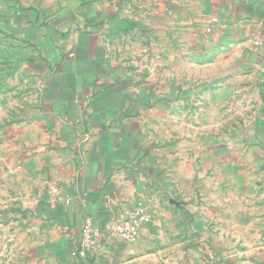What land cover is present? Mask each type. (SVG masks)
Returning a JSON list of instances; mask_svg holds the SVG:
<instances>
[{"label":"crops","instance_id":"1","mask_svg":"<svg viewBox=\"0 0 264 264\" xmlns=\"http://www.w3.org/2000/svg\"><path fill=\"white\" fill-rule=\"evenodd\" d=\"M135 1L79 0L47 8L40 1L9 0L7 4L0 0V12L7 22L39 54L45 107L50 114L46 118L56 119L62 138L55 147L44 146L49 155L56 148L61 156L57 165L52 160L46 177L60 174L64 178L52 180L63 188L62 215H54L57 221L42 223L35 209L17 208L10 215L4 212L16 223L15 242L34 244L42 241L39 232L44 226L53 230L47 240L61 253L45 259L46 264H85L76 252L85 217L92 216L100 226L123 218L140 202L147 203L151 188L170 203L175 184H206L213 188L210 194L237 201L238 210L228 208L227 212L242 219L241 232L264 209L260 205L264 200V0ZM138 10L140 17L136 16ZM214 16L218 22L212 21ZM144 73L157 75V84ZM153 86L174 92L176 101L189 93L190 102L198 99L201 87L205 105L234 104L238 110L235 119L241 122L249 120L244 105L253 104L255 123L248 129L242 127L244 123L238 124L237 141L230 139L232 130L228 140L219 134V130L223 133L220 124L215 129L213 123L223 121L225 112L217 115L219 112L206 107L193 120L200 117L209 124L189 129L187 134L211 138L200 141L203 158L194 160L188 154L181 158L177 147L180 154L167 161L165 140L157 145L143 142L144 130L137 123L140 111L155 99L147 91ZM48 131L46 126L43 133L50 142ZM33 179L35 185L39 183ZM252 191L253 197L248 199ZM35 195L14 200L29 201L24 206L31 208ZM247 201H254L257 209L247 206ZM166 210L158 206L159 225H143L135 242L110 239L90 264H181L174 252L180 249V229L196 233L209 226L203 218L188 226L175 218L168 223L172 216ZM25 214H29L28 221L22 217ZM247 217H252L248 225ZM255 225L254 247L263 248L259 257L264 264V237L259 224ZM151 229L162 233L156 242L149 235ZM245 247L241 256L246 263L252 250Z\"/></svg>","mask_w":264,"mask_h":264},{"label":"rangeland","instance_id":"2","mask_svg":"<svg viewBox=\"0 0 264 264\" xmlns=\"http://www.w3.org/2000/svg\"><path fill=\"white\" fill-rule=\"evenodd\" d=\"M31 1L33 3L44 2L47 4V8H52L56 7L57 3L67 1L77 3L79 0ZM132 2L137 3L135 0H132ZM136 16H141L139 10ZM15 32L12 24L8 23L7 18L0 12V264H44L47 261L45 259H52L53 255L61 253V250H54L51 241L47 240V237L51 238L53 230H47L44 226L42 232H39V235L43 238L42 241H36L34 244L27 241L21 242V240L15 242L16 223H14L12 216L4 215V212L10 215L9 211L17 208H22L25 211L35 209L38 221L46 223L53 218L57 221L54 215H62L65 208V204L60 198L63 188L57 182L52 181L64 178H61L60 174H56L54 178L46 177V172L50 174L52 160L55 159L54 163L57 165L61 156L56 148H53L54 153L49 155L44 146L50 144V146L55 147L61 144L62 138L57 132L60 128L56 124V119L46 118V115L50 114L45 107L40 57L31 42L25 40V38L21 40ZM145 74L148 75L147 77L150 80L154 78V85L157 84V75ZM140 76L143 75L140 74ZM217 84H221V81ZM199 89L197 92L198 99L195 102H190L189 93L176 101L174 100L175 94L172 91H165L154 86L147 90L155 99L140 111L142 116L138 119V128L144 130L143 142L147 141L150 145H157L165 140L167 161L172 162L170 158L180 154H177L178 149L175 151L177 147L181 149V158L187 157V154L192 156L191 158L194 160L203 158V154L199 151L204 144H201L200 141L204 142L206 138H211H193L187 134L190 131L189 129L195 127L198 129L205 128V125L209 124L200 117L193 120V116L200 115L206 110V107L214 113L219 112L217 115L225 112V119L214 121V127L217 129L220 124L223 133L222 130H219V134H225V137L232 130V138L230 139H235L234 141L238 139L237 133L239 135V132H237L238 124L244 123L242 127L248 129L255 123L253 116L257 109L253 108V104L246 103L244 105L249 120L241 122V120L235 119L238 110L234 109L236 107L234 104L228 105L227 103L224 107L221 105L207 106L203 99L205 98L203 95L205 91L201 95L203 97H201ZM158 100L163 101L158 103ZM46 126L51 134L50 142L49 136L46 137L43 133ZM217 139L218 137L215 138V140ZM226 139L229 140V137H226ZM69 170L72 173L76 171L71 165H69ZM33 173H37V175ZM33 178H37L36 180H39V183L35 185ZM20 180L25 182L22 184ZM30 180H32L31 191ZM200 183L185 184L182 182L175 184V187L170 190L175 195L174 200L170 203L167 199L161 197L162 194H159L156 188H151L147 203L140 202L138 205L147 213L148 219L144 226L152 225L154 227L159 225L158 206L170 212L172 217H169L168 223H173L171 219L175 218L180 221L182 226H188L193 224L195 219L203 218V222L207 223L209 228L202 232L193 233L187 229H180L182 230L180 233V249H175L174 252L176 256L180 257L177 260L182 262L181 264L186 262L187 264H261L259 254L263 248H255L254 244H256V238L258 237L255 234L256 225L259 224L264 237V209H262V213L256 210L259 213H256V219L254 220L256 227L253 224L248 229L251 231L241 232L238 226L243 222L242 219L237 214L227 212L228 208H231L234 212L238 210L237 201L232 202L224 197L220 198V195L216 192L210 194L209 190L213 188H208L206 184ZM34 188L35 190H33ZM33 193H36L37 200L32 202L31 208L24 206L25 203H30L29 201L14 200L16 197L20 199L27 194L32 197ZM248 195V199H252L253 191L249 192ZM246 204L250 208L257 209V204L254 201H247ZM260 205L261 208H264V200ZM25 215L22 217L28 221L29 214ZM4 219L7 224L4 223ZM245 220L246 225L252 223V217H247ZM168 223L166 220V224ZM61 224V222L58 223L59 226ZM51 227L49 224L48 229ZM148 230L150 231V229ZM151 230L149 235L156 242L162 233L155 229ZM244 247L252 250V256L246 260V263L241 256ZM172 249L174 247L170 250ZM166 264L173 263L167 261Z\"/></svg>","mask_w":264,"mask_h":264},{"label":"built area","instance_id":"3","mask_svg":"<svg viewBox=\"0 0 264 264\" xmlns=\"http://www.w3.org/2000/svg\"><path fill=\"white\" fill-rule=\"evenodd\" d=\"M212 21L215 23L219 19L214 16ZM210 30H212L211 26L208 28V31ZM147 219V213L142 207H138L123 218L110 219L104 226L96 224L92 216H86L76 243L77 256L85 264H90L99 249L110 239L135 242Z\"/></svg>","mask_w":264,"mask_h":264}]
</instances>
